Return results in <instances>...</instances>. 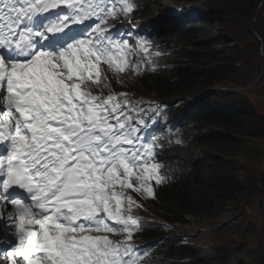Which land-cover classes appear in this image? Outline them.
I'll return each mask as SVG.
<instances>
[{
    "label": "snow or ice",
    "instance_id": "1",
    "mask_svg": "<svg viewBox=\"0 0 264 264\" xmlns=\"http://www.w3.org/2000/svg\"><path fill=\"white\" fill-rule=\"evenodd\" d=\"M134 9L132 0H0L2 264L144 259L132 244L141 222L132 211L143 205L131 192L154 199L166 181L160 136L102 68L139 73L149 63L109 34V19ZM147 45L141 38L140 53Z\"/></svg>",
    "mask_w": 264,
    "mask_h": 264
},
{
    "label": "trees",
    "instance_id": "2",
    "mask_svg": "<svg viewBox=\"0 0 264 264\" xmlns=\"http://www.w3.org/2000/svg\"><path fill=\"white\" fill-rule=\"evenodd\" d=\"M197 22L190 25L194 36L203 35L205 40L213 37V41L205 44V50L194 43L193 47L182 46L188 41L184 38L188 36L184 26L159 27V37L163 36L169 39V45L177 46L174 47L178 57L170 68L144 76L139 91L145 95L154 94L162 100L195 99L204 95L199 102L189 101L182 109H176L178 115L174 118L175 124L181 128H199L202 147L225 145L235 149L240 147L241 138H263L264 118L253 113L250 107L243 106L241 94L221 92L226 98L215 99V92L209 91L217 83L241 76L237 66L239 58L234 56L228 37L213 34L212 24L206 17ZM180 38L183 41L178 45ZM214 43L221 45V49H211ZM213 127L220 131L211 130ZM190 148L178 146L176 150L166 152L179 164L178 174L162 186L154 206L169 223H188L200 216L217 218L225 208L240 204L245 192L235 167L230 165L231 169H226L207 161L193 162V148ZM161 225L149 228L144 236L149 240H161L160 248L166 264H206L197 244L179 236H168L172 230H163Z\"/></svg>",
    "mask_w": 264,
    "mask_h": 264
},
{
    "label": "rangeland",
    "instance_id": "3",
    "mask_svg": "<svg viewBox=\"0 0 264 264\" xmlns=\"http://www.w3.org/2000/svg\"><path fill=\"white\" fill-rule=\"evenodd\" d=\"M148 9L149 18L145 20L186 28L188 36L184 38L188 41L182 46L193 47L194 43L205 50V44L213 41V37L205 40L203 35L194 36L190 25L197 24L201 17L212 24L214 35L228 37L234 56L239 58L241 76L217 83L209 91L215 92V99L226 98L221 92L239 93L243 106L264 118V0H150ZM149 41L153 47L152 38ZM182 41L180 38L177 44ZM210 48L221 49V45L214 43ZM195 99L177 98L167 103L181 105L182 101L179 107L182 109ZM188 128L182 131V141L185 145L189 143L188 149L193 148V162L207 161L226 169L232 165L244 183L245 192L242 202L225 208L221 216L213 219L200 216L177 224L169 236L185 237L197 244L206 264H264V137L241 138L240 147L235 149L225 145L202 147L199 128ZM210 129L220 131L218 127ZM177 139L181 141V137ZM149 217L160 219L157 213Z\"/></svg>",
    "mask_w": 264,
    "mask_h": 264
},
{
    "label": "water",
    "instance_id": "4",
    "mask_svg": "<svg viewBox=\"0 0 264 264\" xmlns=\"http://www.w3.org/2000/svg\"><path fill=\"white\" fill-rule=\"evenodd\" d=\"M252 31L255 33L254 27H252Z\"/></svg>",
    "mask_w": 264,
    "mask_h": 264
},
{
    "label": "bare ground",
    "instance_id": "5",
    "mask_svg": "<svg viewBox=\"0 0 264 264\" xmlns=\"http://www.w3.org/2000/svg\"><path fill=\"white\" fill-rule=\"evenodd\" d=\"M160 224H162V223H160Z\"/></svg>",
    "mask_w": 264,
    "mask_h": 264
}]
</instances>
